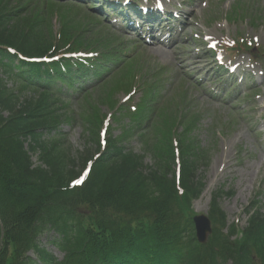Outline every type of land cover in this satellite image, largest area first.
Wrapping results in <instances>:
<instances>
[{
	"label": "rangeland",
	"instance_id": "374dc122",
	"mask_svg": "<svg viewBox=\"0 0 264 264\" xmlns=\"http://www.w3.org/2000/svg\"><path fill=\"white\" fill-rule=\"evenodd\" d=\"M57 28V27H56ZM220 106L211 105L210 108L217 109ZM224 111V109H221ZM210 115H205L201 121V127L199 129V138L202 142H205L208 138L207 127L210 123ZM80 131L79 129H72L69 135V140L72 144L76 145L79 141ZM240 148L241 154L235 155V150ZM217 153H221L225 156V161H213L212 168L210 169V175H216L218 181L226 179L227 182L234 179L235 182H242V189L238 191L240 196H245L251 185H256L260 181L264 172V155L261 157L258 154L257 146L252 139L248 137L246 128L243 126V122H239L235 125L232 133L226 137V143L219 142L213 147L214 158ZM224 163L223 170H219V165ZM250 184L249 187H246ZM246 187V188H244Z\"/></svg>",
	"mask_w": 264,
	"mask_h": 264
},
{
	"label": "snow or ice",
	"instance_id": "6c2138e0",
	"mask_svg": "<svg viewBox=\"0 0 264 264\" xmlns=\"http://www.w3.org/2000/svg\"><path fill=\"white\" fill-rule=\"evenodd\" d=\"M76 183H80V181H76Z\"/></svg>",
	"mask_w": 264,
	"mask_h": 264
},
{
	"label": "trees",
	"instance_id": "16d2710c",
	"mask_svg": "<svg viewBox=\"0 0 264 264\" xmlns=\"http://www.w3.org/2000/svg\"><path fill=\"white\" fill-rule=\"evenodd\" d=\"M0 185H1V181H0Z\"/></svg>",
	"mask_w": 264,
	"mask_h": 264
}]
</instances>
